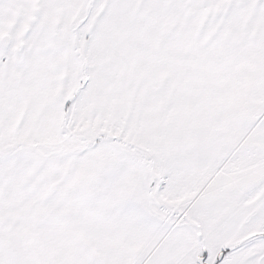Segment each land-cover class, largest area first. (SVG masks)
I'll list each match as a JSON object with an SVG mask.
<instances>
[{
	"label": "snow or ice",
	"instance_id": "6c2138e0",
	"mask_svg": "<svg viewBox=\"0 0 264 264\" xmlns=\"http://www.w3.org/2000/svg\"><path fill=\"white\" fill-rule=\"evenodd\" d=\"M0 264H264V0H0Z\"/></svg>",
	"mask_w": 264,
	"mask_h": 264
}]
</instances>
